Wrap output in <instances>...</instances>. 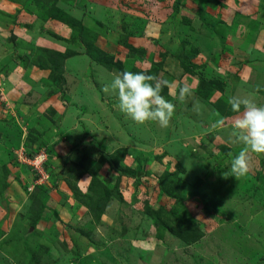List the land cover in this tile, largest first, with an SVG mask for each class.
<instances>
[{"label":"rangeland","instance_id":"1","mask_svg":"<svg viewBox=\"0 0 264 264\" xmlns=\"http://www.w3.org/2000/svg\"><path fill=\"white\" fill-rule=\"evenodd\" d=\"M125 70L169 82L166 128L103 91ZM233 96L264 105V0H0V264H264Z\"/></svg>","mask_w":264,"mask_h":264},{"label":"clouds","instance_id":"2","mask_svg":"<svg viewBox=\"0 0 264 264\" xmlns=\"http://www.w3.org/2000/svg\"><path fill=\"white\" fill-rule=\"evenodd\" d=\"M168 85L167 80L159 81L154 75L144 71L125 70L112 76L103 91L116 95V106L133 122H155L161 128H166L175 109V105L161 94L162 87ZM191 94L189 85H178L180 100ZM229 104L236 114L229 139L232 143L242 144L244 147L233 157L224 175L239 177L249 172V153L264 154V105L242 96H233ZM222 123L221 117L217 124Z\"/></svg>","mask_w":264,"mask_h":264},{"label":"trees","instance_id":"3","mask_svg":"<svg viewBox=\"0 0 264 264\" xmlns=\"http://www.w3.org/2000/svg\"><path fill=\"white\" fill-rule=\"evenodd\" d=\"M60 71H61V69H60ZM116 172H118V171H116ZM91 188H93V186H91Z\"/></svg>","mask_w":264,"mask_h":264}]
</instances>
